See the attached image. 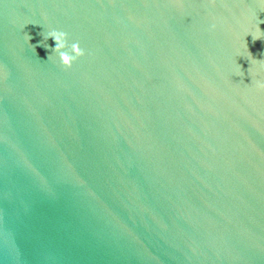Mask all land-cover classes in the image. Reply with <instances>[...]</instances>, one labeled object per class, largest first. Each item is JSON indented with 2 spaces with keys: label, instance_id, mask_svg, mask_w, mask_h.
I'll list each match as a JSON object with an SVG mask.
<instances>
[{
  "label": "water",
  "instance_id": "water-1",
  "mask_svg": "<svg viewBox=\"0 0 264 264\" xmlns=\"http://www.w3.org/2000/svg\"><path fill=\"white\" fill-rule=\"evenodd\" d=\"M0 264H264V3L0 0Z\"/></svg>",
  "mask_w": 264,
  "mask_h": 264
},
{
  "label": "clouds",
  "instance_id": "clouds-1",
  "mask_svg": "<svg viewBox=\"0 0 264 264\" xmlns=\"http://www.w3.org/2000/svg\"><path fill=\"white\" fill-rule=\"evenodd\" d=\"M264 3V0H261ZM48 37H51L55 41V48L52 52L58 54L59 62L65 67H71L72 63L83 54V49H81L78 43H72L67 45V36L63 32L50 31L47 33ZM68 49L65 51V49Z\"/></svg>",
  "mask_w": 264,
  "mask_h": 264
}]
</instances>
